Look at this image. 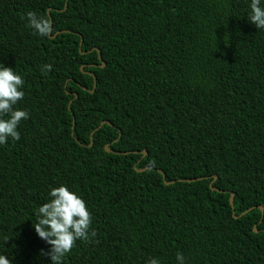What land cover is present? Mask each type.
<instances>
[{
	"label": "trees",
	"instance_id": "obj_1",
	"mask_svg": "<svg viewBox=\"0 0 264 264\" xmlns=\"http://www.w3.org/2000/svg\"><path fill=\"white\" fill-rule=\"evenodd\" d=\"M65 3L0 0V63L29 113L0 146V254L49 264L33 210L65 184L96 235L64 264H264V32L247 0Z\"/></svg>",
	"mask_w": 264,
	"mask_h": 264
},
{
	"label": "clouds",
	"instance_id": "obj_2",
	"mask_svg": "<svg viewBox=\"0 0 264 264\" xmlns=\"http://www.w3.org/2000/svg\"><path fill=\"white\" fill-rule=\"evenodd\" d=\"M22 19L25 27L39 38H47L54 31L51 20L34 11H27ZM246 21L259 32H264V0H247ZM45 63L41 72L51 70ZM25 79L22 73L0 63V146L21 139V121L29 118L27 110L18 107L23 101ZM48 199L33 210L35 224L31 223L36 236L47 246L40 250L41 256L48 258L49 264H64L76 242H88L95 237L92 217L85 200L65 184L49 186ZM0 264H11L7 256L0 254ZM145 264H161L155 257L148 258ZM175 264H187L186 257L177 252Z\"/></svg>",
	"mask_w": 264,
	"mask_h": 264
},
{
	"label": "water",
	"instance_id": "obj_3",
	"mask_svg": "<svg viewBox=\"0 0 264 264\" xmlns=\"http://www.w3.org/2000/svg\"><path fill=\"white\" fill-rule=\"evenodd\" d=\"M67 2H68V0H66V3H65V9L64 10H66L67 9ZM49 11V10H48ZM48 15H49V17H50V14L48 13ZM105 66V64L104 63H102V66L101 67H104ZM81 71L83 72V67H81ZM93 77H94V75L93 74H91ZM95 78V77H94ZM74 97L75 98H77V94H75L74 95ZM73 124H74V120H73ZM105 124H109L108 122H106V121H103L100 125H99V127H97L95 130L96 131H98L103 125H105ZM93 133L94 132H92L91 133V136L93 135ZM106 151L107 152H110V150H109V148L106 146ZM146 151H144L143 152V155H146ZM145 169H142V170H139V171H144ZM216 179V176H214V180ZM166 183V185H170V184H173V182H171V183H167V182H165ZM211 188H212V184H211ZM213 189V188H212ZM230 204H231V206L233 207V194H231V196H230ZM260 209L261 210H263V208L262 207H260ZM254 232L255 233H257L258 232V230L257 229H254Z\"/></svg>",
	"mask_w": 264,
	"mask_h": 264
}]
</instances>
